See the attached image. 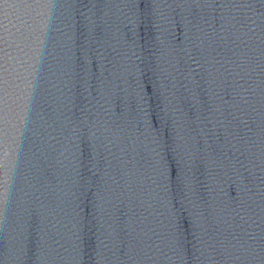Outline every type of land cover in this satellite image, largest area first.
Here are the masks:
<instances>
[{
    "label": "water",
    "instance_id": "95a60500",
    "mask_svg": "<svg viewBox=\"0 0 264 264\" xmlns=\"http://www.w3.org/2000/svg\"><path fill=\"white\" fill-rule=\"evenodd\" d=\"M0 264H264V5L0 0Z\"/></svg>",
    "mask_w": 264,
    "mask_h": 264
},
{
    "label": "snow or ice",
    "instance_id": "6c2138e0",
    "mask_svg": "<svg viewBox=\"0 0 264 264\" xmlns=\"http://www.w3.org/2000/svg\"><path fill=\"white\" fill-rule=\"evenodd\" d=\"M258 2L262 5H264V0H258Z\"/></svg>",
    "mask_w": 264,
    "mask_h": 264
}]
</instances>
